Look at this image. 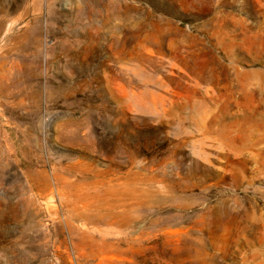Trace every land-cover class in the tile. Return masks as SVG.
Here are the masks:
<instances>
[{"label": "rangeland", "instance_id": "1", "mask_svg": "<svg viewBox=\"0 0 264 264\" xmlns=\"http://www.w3.org/2000/svg\"><path fill=\"white\" fill-rule=\"evenodd\" d=\"M0 264H264V0H0Z\"/></svg>", "mask_w": 264, "mask_h": 264}, {"label": "bare ground", "instance_id": "2", "mask_svg": "<svg viewBox=\"0 0 264 264\" xmlns=\"http://www.w3.org/2000/svg\"><path fill=\"white\" fill-rule=\"evenodd\" d=\"M98 206V205H97ZM99 208V207H98ZM101 208V207H100ZM129 209V208H128ZM102 211V210H101ZM107 211L109 212V210L107 209ZM113 211V210H112ZM99 212V211H98ZM114 212V211H113ZM127 212V211H126ZM125 212V213H126ZM103 214V213H102ZM107 214V213H106ZM89 215V214H88ZM110 215V214H109ZM120 215V214H119ZM127 215H128V213H127ZM127 215H126V217H127ZM121 216V215H120ZM82 217V216H81ZM87 217V216H86ZM99 218V217H98ZM132 220H133V218H131ZM124 220V219H123ZM112 221H114V220H112ZM129 221V220H128ZM108 223V222H107ZM121 226V225H120ZM119 226V227H120ZM103 245H104V243H103ZM107 245V244H106ZM105 246V245H104ZM101 251V250H100ZM106 251V250H105ZM101 254V253H100Z\"/></svg>", "mask_w": 264, "mask_h": 264}]
</instances>
